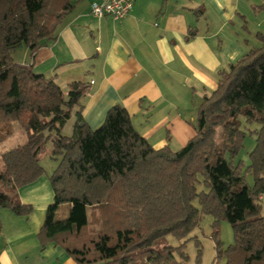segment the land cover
I'll return each mask as SVG.
<instances>
[{"label": "trees", "instance_id": "16d2710c", "mask_svg": "<svg viewBox=\"0 0 264 264\" xmlns=\"http://www.w3.org/2000/svg\"><path fill=\"white\" fill-rule=\"evenodd\" d=\"M78 1L0 0V140L10 134L11 123L27 135L25 143L0 154V209L31 214L16 190L44 174L39 157L50 143L57 166L48 176L53 202L38 233L41 248L52 243L76 264H170L175 252L187 262L189 235L203 216H211V264H264V36L260 48L219 74L215 91L198 107L195 135L186 145L177 152L154 149L122 106L109 108L91 130L82 116L84 83L72 82L64 92L52 78L13 61L18 47L33 56L53 40ZM72 116L66 137L61 132ZM240 118L259 125L245 168L251 187L240 163H233L245 137ZM63 205L68 213L57 220ZM220 220L233 232L226 248L217 235ZM90 226L99 229L92 233ZM165 236L182 243L156 249ZM198 248L196 242L195 264Z\"/></svg>", "mask_w": 264, "mask_h": 264}, {"label": "crops", "instance_id": "0c3cea01", "mask_svg": "<svg viewBox=\"0 0 264 264\" xmlns=\"http://www.w3.org/2000/svg\"><path fill=\"white\" fill-rule=\"evenodd\" d=\"M93 1L79 0L53 40L33 56L16 49L13 61L64 92L72 82L84 83L82 116L91 130L119 105L154 149L179 151L195 135L198 107L219 74L248 53L250 38L241 31L248 29L250 0H133L121 21L93 17ZM263 26L255 28L262 36ZM51 173L16 190L19 203L32 207L27 218L0 209V264H76L61 248L38 242L53 202Z\"/></svg>", "mask_w": 264, "mask_h": 264}, {"label": "rangeland", "instance_id": "374dc122", "mask_svg": "<svg viewBox=\"0 0 264 264\" xmlns=\"http://www.w3.org/2000/svg\"><path fill=\"white\" fill-rule=\"evenodd\" d=\"M246 16H247V23H248V31L245 29H242L241 32L248 35L250 38V41L248 40V46L245 45L246 51L254 50L261 46L262 41L259 38V35L256 33L257 30L255 29L257 25L264 23V0H250L249 5L247 6L246 10ZM264 28V26H263ZM248 33H252V35H249ZM244 44V43H243ZM25 49V46L18 47L16 50V54L19 55L22 53V51ZM240 122V130L245 132V137L242 142V148L236 155V157L233 160V163L237 165V163H240V172L242 175H244V182L247 184V186H252L253 184V178L250 174L246 173L247 166L249 165V153L253 150L256 143V136L253 134L256 130L259 129V125L256 123H252L251 125L246 123L243 118L239 119ZM74 118L73 116L71 119L65 124L61 134L69 137L72 134V128H73ZM18 125V124H17ZM16 123H11L10 125V134L3 139L0 140V154L2 152L8 151L12 148H15L19 145H22L26 142V132L17 126ZM50 150V143L46 144V150H44L43 154L39 157V163L42 166V168L45 170V172H53V170L57 166V161H54L50 158L49 151ZM44 172V174H45ZM1 189V188H0ZM199 189L201 187L199 186ZM12 195L11 192H8ZM260 205L262 206V214L264 215V199L260 200ZM194 206H198L197 201H194ZM66 207L67 205L61 206L57 213H56V219H64L66 217ZM92 211V209H89V213ZM218 239L221 244V248H226L233 244V232L230 227V225L224 221L220 220L218 221ZM198 226L192 231V233L189 235V240L184 245V253L188 257L187 262H185L183 259L179 258L175 252L174 254V262L170 264H195V259L197 255L196 248V242L199 244L200 249V264H211L214 257L216 256V250H215V241L212 238V224H213V218L211 216H203L201 218L200 222H198ZM99 227L90 226L89 230L90 232H95L98 230ZM182 242H179L174 237L171 236H165V240H160L158 242V245L156 246V249L161 250L163 247L169 245L174 248H178V246ZM221 263L224 262L223 259L219 260ZM164 264V263H162Z\"/></svg>", "mask_w": 264, "mask_h": 264}, {"label": "built area", "instance_id": "2783aa9c", "mask_svg": "<svg viewBox=\"0 0 264 264\" xmlns=\"http://www.w3.org/2000/svg\"><path fill=\"white\" fill-rule=\"evenodd\" d=\"M133 6V0H94L90 5V14L97 18L109 17L113 21L125 19Z\"/></svg>", "mask_w": 264, "mask_h": 264}]
</instances>
